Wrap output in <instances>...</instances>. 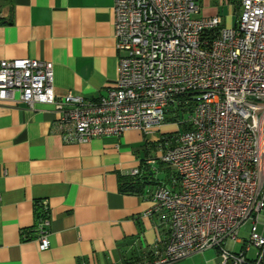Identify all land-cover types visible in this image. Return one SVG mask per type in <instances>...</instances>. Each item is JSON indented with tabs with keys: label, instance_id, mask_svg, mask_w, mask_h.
<instances>
[{
	"label": "built area",
	"instance_id": "built-area-1",
	"mask_svg": "<svg viewBox=\"0 0 264 264\" xmlns=\"http://www.w3.org/2000/svg\"><path fill=\"white\" fill-rule=\"evenodd\" d=\"M238 5L236 23L223 25L219 14L198 15L200 0H114L124 54L115 85L97 99L59 97L52 61L0 59V102L53 104L66 142L130 129L157 137L161 153L147 162L174 173L170 185L149 192L154 205L144 215L165 212L170 230L136 264H172L210 247L218 264H264V0ZM43 208L37 234L47 249L51 218Z\"/></svg>",
	"mask_w": 264,
	"mask_h": 264
},
{
	"label": "crops",
	"instance_id": "crops-1",
	"mask_svg": "<svg viewBox=\"0 0 264 264\" xmlns=\"http://www.w3.org/2000/svg\"><path fill=\"white\" fill-rule=\"evenodd\" d=\"M114 19V0H0V59L52 61L59 97L97 99L115 85L124 54ZM58 116L50 103L0 102V264H125L161 246L167 214L144 215L155 186L126 184L133 169L155 170L147 161L161 153L157 137L130 129L69 143ZM44 204L47 249L37 234ZM219 254L210 247L172 264H218Z\"/></svg>",
	"mask_w": 264,
	"mask_h": 264
},
{
	"label": "rangeland",
	"instance_id": "rangeland-1",
	"mask_svg": "<svg viewBox=\"0 0 264 264\" xmlns=\"http://www.w3.org/2000/svg\"><path fill=\"white\" fill-rule=\"evenodd\" d=\"M200 3L202 5V10L198 15L219 14L223 19V25H231L232 23H236L239 14L238 0H200ZM174 128L175 125H165L163 127L164 130H172ZM154 168L156 170L154 180L170 185L169 179L174 173V169L170 165H163V163L160 161H157V163L154 165ZM261 214L264 216V209ZM250 226V222L247 221L241 227L240 237L242 239H248ZM260 231H264V222L262 221L260 222ZM239 247L240 245L237 244V250L240 249ZM257 250L258 249L256 247H252L251 251L249 252L250 258H254L256 256Z\"/></svg>",
	"mask_w": 264,
	"mask_h": 264
},
{
	"label": "trees",
	"instance_id": "trees-1",
	"mask_svg": "<svg viewBox=\"0 0 264 264\" xmlns=\"http://www.w3.org/2000/svg\"><path fill=\"white\" fill-rule=\"evenodd\" d=\"M169 120H173V118L169 117ZM146 165H147V167H146V170L144 171L143 174L133 175L135 177H130V178L126 179V182H127L126 184H128V187L130 190L138 191V190L142 189V186L144 185L143 183H147V182L149 184H153L154 186L161 183V182L155 181L154 176L149 177V171L153 170V169L149 167V164L146 163ZM163 165H164V163H163ZM140 259H141V255L134 257L131 261H126L125 264H136L139 262Z\"/></svg>",
	"mask_w": 264,
	"mask_h": 264
},
{
	"label": "water",
	"instance_id": "water-1",
	"mask_svg": "<svg viewBox=\"0 0 264 264\" xmlns=\"http://www.w3.org/2000/svg\"><path fill=\"white\" fill-rule=\"evenodd\" d=\"M155 172H156L155 170H150L149 171V177L154 176Z\"/></svg>",
	"mask_w": 264,
	"mask_h": 264
}]
</instances>
